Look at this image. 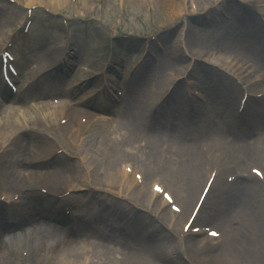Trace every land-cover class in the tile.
Returning <instances> with one entry per match:
<instances>
[{
    "label": "rangeland",
    "instance_id": "rangeland-1",
    "mask_svg": "<svg viewBox=\"0 0 264 264\" xmlns=\"http://www.w3.org/2000/svg\"><path fill=\"white\" fill-rule=\"evenodd\" d=\"M46 1L53 4V0ZM178 1L181 2V0ZM198 1L203 2L197 7L198 11L201 10L197 15L199 17L191 16L190 3L188 0H183L182 3H185V6H182L179 19L178 15L171 16L169 14L173 17L169 20L160 12L159 3L148 4L141 0H66L65 4L54 8H49L41 2V4L37 2L29 4L28 0H0V29L2 30L0 51L6 49L12 41L15 56L23 57L24 53H26V57L29 55L27 61L30 62L28 66L31 69L28 68L31 71V77L38 78L45 69L53 65H62L68 70L65 71V76L63 75L65 79H61L57 83L59 85L53 90L45 91L44 88H47L52 82L51 77L45 74L38 81L37 86L32 83L20 93L10 94L8 92L9 99L0 100V113L5 109L14 111L13 109L23 107L35 99L44 100L47 97L54 99L56 96V101L60 102L59 106L54 107L55 113L61 112L54 122L45 123V121L36 119V113L27 109L23 127L10 131L0 129V155L5 153V146L10 145L11 141H17L29 148L32 147L31 150H35L37 146L41 145L43 150L37 152L49 151L41 154L40 157L49 159L58 157L65 164H58V167L52 166L53 169L41 167L39 173L45 174L49 170H66L73 166L65 173H59L54 180L43 183H37L38 180L34 182L36 200L33 208L39 210L44 208L45 203L53 205L57 201L60 202L57 208L60 211L55 212V215L61 213L70 217L79 209V202L84 200L87 195V193L82 195L81 191H72L77 186L79 177L81 178L85 174L84 181L91 186V181L96 179L95 176L102 174L99 171L106 174L108 170L114 171L115 183L118 184L109 189L104 188L105 191L110 190L108 191L109 198L113 201L116 200L114 201L116 204L126 202L132 206L136 205L137 199L127 189L128 183H131L133 188L136 182L130 176L128 181L126 178H122L125 174L121 168L127 167L131 170V175H139L143 180L142 189L145 190L143 195L150 192L154 184H159L173 197L175 205L182 208V211L188 210L186 215H189L190 211H194L200 195L203 194L210 177L215 173L214 170H218L217 178L215 177V181H212L211 191L204 204L207 203L214 190L221 192L224 188L222 183L227 185L228 177L242 174L246 176L247 180L242 184L248 186L251 179L247 175L253 177L254 170L264 173V125H259V117L263 116L264 118V97L261 99L252 98V100L260 102V106H255L256 104L251 103L246 90V88L253 87L254 83V79L250 75L251 68L254 70L257 67L264 71V13L260 12L258 16L254 14L256 26L249 22L246 29H241L246 31L247 36L259 31L263 37L262 40L258 39V43H255L254 40L249 41L250 43L247 41L245 44L248 48L244 49L243 45L242 53V51L233 48L228 40L223 39L225 30L230 36L233 34L232 27H243L242 17L233 15L226 8L227 6L223 7V3L225 1L231 4L241 3V0ZM258 1L264 6V0ZM228 8L234 9L235 6ZM29 11H31L30 14ZM198 18H202L205 23L197 24L195 19ZM28 22L31 23L29 32L28 27L25 28ZM156 41L163 45V49L156 48ZM189 42L195 46L199 53L207 51L216 54L203 55L201 53V55L193 56L187 51ZM28 44L29 47H25ZM150 50L157 53L158 60L147 54V60L141 63L144 54ZM118 52L122 53L118 56ZM176 54L182 55L186 59L185 62L174 63V60L171 59ZM227 54L229 55L227 63H217L211 60L212 58L219 60L221 55ZM197 57L204 58L197 61L195 60ZM204 59H208L216 65V69L220 72H213L224 78L226 82L221 81L216 74L210 72L208 75L201 70L206 62ZM41 61L45 62V67L40 66ZM238 61H243V64L237 65ZM246 61L249 63L247 64ZM190 64L191 66H189ZM134 65L137 66L136 70H134ZM82 67H86L91 72L83 73ZM100 70L104 71V75L94 77L93 73ZM117 70L120 74L116 72ZM121 71L125 74L131 72L129 80L121 76ZM189 80H193L192 83H189ZM175 81H178V84L171 90ZM41 83H44V88L41 87ZM117 85H123V87L119 88ZM207 86L211 89L210 94L204 91V87ZM234 87L237 88V93L229 95ZM253 88L254 96L257 95V89ZM117 92H120V96H122L119 100L115 98ZM179 93L183 95L182 101H180ZM177 95L178 101H176ZM243 96H248V99L244 111L240 115L238 107ZM139 99L144 103L145 111L137 102ZM182 102L184 105L181 104ZM61 114L70 115L69 126L72 130L67 134L62 130L66 125L59 122ZM78 114L86 116L85 118L89 121L88 125L78 123ZM253 114L258 116L257 120L248 119ZM106 117L113 119L109 121ZM241 118L247 119L242 120ZM2 119L0 117V126ZM128 126L133 128V131L138 135L135 139L129 134ZM114 128H117L116 134L111 135ZM152 135H155L156 138L151 137ZM168 135H173L172 143L165 141L158 143L164 145L163 152L173 156L171 152H176L173 145L178 143L193 144L203 159L199 170L200 182H198L194 196L188 205H184L185 197L180 191L185 187V180L175 175L171 177L169 174L160 176L157 171L160 168V163L155 161L152 164L145 157V153L149 152L148 144L152 140H165ZM103 136H110V138L103 139ZM166 148L168 151H165ZM245 148L250 150V158L244 157ZM4 153L1 155L0 163L6 157V153ZM85 157L92 158L91 161L95 160L97 163H90ZM173 157L185 159V150L181 158ZM20 159L21 157L16 155L11 160L12 166L17 172H20L21 178H17L19 181L29 176L30 173L29 166ZM73 169L76 174L70 176ZM153 169L156 170L152 171ZM3 174L2 167L0 176ZM121 182L123 183L121 184ZM259 183L264 188V184ZM18 184L19 182L15 181L7 182V185H0V212L10 211L21 201L23 203ZM256 190L258 195L264 198V190L258 188ZM137 192L140 193L138 188ZM4 193L15 200L11 208L1 201ZM7 195L3 201L10 202ZM204 195L202 196L204 197ZM65 198L70 199L68 205L65 204L66 206L63 204ZM17 199L19 200L16 202ZM77 205L78 208H76ZM213 206H215L214 202L211 201L207 207L214 209ZM138 210L141 209L138 208ZM165 211L172 213L170 206L167 205ZM232 211L230 209L225 215ZM78 212L81 216L85 214L82 209ZM182 218L183 216H177L178 223L174 228L177 233L175 237L178 246V242H180L178 232L180 227L182 230L184 222ZM150 219L156 225L155 227L157 224L159 225L153 214H150ZM225 219V217L216 216L200 219L197 217L194 225L197 228L208 226L209 229L220 231V224L225 225V222H222ZM8 221L9 218L6 216L5 220L0 213V227ZM100 221L104 226L117 223L110 214H106ZM28 226L18 227L19 232L17 233L20 242L22 240L21 243L25 241L21 231L28 230L25 229ZM118 226L127 228L122 224H118ZM164 231L166 232V230ZM7 234L3 237V241L7 243L17 237L14 231H9ZM262 234H264V228L261 230ZM37 236L40 238L36 244L42 243V249L28 251L18 242L14 256H10L2 264H51L50 247L54 245V241L46 238L44 240L43 235ZM202 241L204 242L200 238V243ZM263 241L257 240L255 249L257 247L258 249L255 256L260 254L261 258L256 260L255 264H264ZM188 242L189 240L186 239L183 241V244L186 245L181 247L183 249L181 256L186 258L189 263L194 264L195 262L189 258L193 256V253H187ZM213 244L216 243L213 242ZM120 246L125 249L134 248L128 243H120ZM135 248L147 259H151L142 245L135 246ZM227 250L231 249L226 248L222 252L230 254ZM214 254L218 259L215 264H223L221 250L219 249ZM226 258H228V264H233L231 256ZM31 259L34 261L29 263Z\"/></svg>",
    "mask_w": 264,
    "mask_h": 264
},
{
    "label": "bare ground",
    "instance_id": "bare-ground-1",
    "mask_svg": "<svg viewBox=\"0 0 264 264\" xmlns=\"http://www.w3.org/2000/svg\"><path fill=\"white\" fill-rule=\"evenodd\" d=\"M141 1L148 4L159 3L160 12L169 20L173 19V17H171L173 14L178 15L179 19L182 6L184 7L182 0L181 2H177V0ZM242 1L243 2L241 3L234 2L232 4L227 1L223 3L224 8L227 6L226 8L230 10L233 15L242 17L243 19V27H232V30L228 29L233 32L230 36L227 35V30H225L226 33L223 39L228 40L233 48L238 49L243 53V50L248 48L245 44L247 41L250 43L249 41L254 40L255 43H258V39L262 40L263 38L259 31H255L253 34L247 36L246 31L241 29H246L249 22L256 26L257 22L255 16H258L260 12L264 13V6L261 5L258 0ZM28 2L29 4L41 2L42 4H45V6L47 3L46 0H28ZM65 2L66 0H53L51 7L62 6ZM191 2L193 5L192 8H195L196 6L199 7L203 3L198 0H192ZM229 6H235V8L230 9L228 8ZM169 14H171V16ZM202 20V18L195 19L197 24H204L205 21ZM235 29L239 31L237 32ZM1 35L2 30L0 29V36ZM243 45L245 46L244 49L242 47ZM187 51L193 56L201 55V53L195 49V46L190 44V42L188 43ZM228 57V54L221 55L219 60L215 58H212L211 60L217 63H227ZM198 58L200 59L196 60H201L204 57ZM171 60H174V63L179 64L185 62L186 59L182 55L176 54ZM204 60L208 63L205 65L206 68H202L201 70L208 75L210 72L214 75H218L216 72H213L216 71L213 69V65L215 64L211 63L208 59ZM44 64L45 62L41 61L40 66L45 67ZM242 64L243 61L237 62V65ZM22 66L23 67L18 66L17 69L21 70L23 75H28L29 72H26L23 63ZM251 76L257 80L260 77V74L254 71L251 73ZM218 78L221 81L226 82L220 75H218ZM262 84H264V80L259 79L257 86L264 92V85ZM204 91L208 94L211 93V89L208 86L204 87ZM237 91V88L234 87L229 95H234ZM225 94H227L226 91ZM179 95L180 101H182L183 95L181 93H179ZM178 100L177 95L176 101ZM137 102L141 105L142 110L145 111L144 103L141 99ZM252 103L254 104V101ZM181 104L184 105L183 102ZM137 106L139 105L137 104ZM67 115L64 119L70 118V115ZM0 117L3 118L0 126L1 130H18L20 129L19 127L24 126L23 123L25 122V119L12 111L3 110L2 113H0ZM42 120L49 122L50 120L55 121V118H43ZM69 123L62 128L63 133L65 132V134L72 130ZM259 125H264V120H262ZM116 129L117 128L113 129L111 135L116 134ZM129 130V134L135 139L138 135L133 131V128L129 127ZM36 136L38 137L37 134ZM151 137L156 138L155 135H152ZM172 137L173 135H168L165 140H152L151 143L148 144L147 148L149 152L145 153V157L147 161H150L152 164H154L155 161L160 163V168L157 169L160 176H166V174H169L171 177H174L175 175L185 180L184 189L179 190L184 194V205H188L194 196L198 182H200L199 170L203 164V159L199 156L197 149L193 144L187 145L184 143H178L173 145L176 152H171L172 155L181 158L185 150V159H176L169 153L163 152L164 145H159L158 143L161 141L172 143ZM108 138H110V136H103V139ZM50 139L52 140L51 137ZM10 143L8 149L5 151L6 157L0 163V166H2L4 170V174L0 176V185H7V182L18 181V189L22 195L23 203L21 201L9 212H0L5 220L6 216L9 218V221L0 227V264L10 258V256H14V253L18 248V245H16L18 242L19 245L22 244L23 247V243H21L22 240L20 242V237H18L17 232H19L18 227H23L24 225H29L28 230L33 229V232H36L32 251H37L43 248L42 243L40 244L39 242L36 244V241L40 238V236L37 235H43L44 240L46 238L47 240L54 241V245L50 248L51 264H192L191 262L189 263L186 258L181 256L183 255V249L181 248L182 244L180 246V242H178V246L176 242L175 236L177 233L174 228L176 227V223H178L176 220L177 216L165 211L166 203L157 195L152 194L151 192H148L146 195L138 193L137 187L132 188L128 183L129 185L127 189L130 190L131 195L137 199L138 203L136 205L133 204L132 206L126 202L124 204H122L123 202H118V204H116L114 202L116 200L113 201V199L109 198L110 193L108 191L110 190L105 191L104 188L107 187L109 189L118 185L115 183L116 177L114 171L110 172L108 170L104 175L95 176L96 179L91 181V186L85 183V174H83L81 178L79 177L76 187L73 188L69 185L73 188L72 191L74 192L81 191L82 195L87 193L86 198L79 202L80 207L78 205L76 206V208L79 207V209H77V211H75L70 217H66V215L61 213L55 215V212L60 211L57 209L60 202L57 201L54 202L53 205L45 203L44 208L39 210L33 208L35 207L36 200V197L34 196L36 194L34 182L38 180L39 182L37 183H43L45 181L54 180L59 173H65L66 170L73 168V166H70V168L66 170H49L45 174L42 172L39 173L41 167L45 166L48 167V169H53L52 166L58 167V164H65L61 162L58 157L50 159L40 157L41 154L49 151L37 152L43 150V146L41 145L37 146L35 150H31L30 148L32 147L29 148V146L20 142L11 141ZM167 148L165 151H168ZM244 152L246 158L251 157V152L248 148H245ZM36 154H38V156H35ZM16 155H19L21 157L20 161H24V163L30 168L29 176L22 178L21 181L17 179L18 177L21 178L19 174L20 172H17L11 164V160ZM85 159L89 160L90 163H97L95 160L91 161L92 158L85 157ZM155 170L156 169H153L152 171ZM75 174L76 171L73 169L70 176H75ZM251 185H254L255 187H249ZM256 188L264 190V188L253 179H251L248 186H244L242 184V179H238L229 188L224 187L221 192L218 191L213 199L211 194L205 204L206 206L200 209V214L198 213L199 219L202 217L206 218L213 216L226 218L225 221H222L225 222V226L222 230L224 245L218 248L221 250L222 257H232L233 264H252V262L255 264V261L261 258L260 254L255 256L258 249V247L255 249V246H257V240L259 242L264 240V234L261 235V230L264 228V198L258 195ZM69 200V198L63 200L64 206L68 205ZM211 200L214 202V209L207 207ZM157 204H159L158 207H156ZM138 208L141 210H138ZM80 209L85 213L84 217H81L77 213ZM230 209L233 211L228 213V215H225ZM187 211H182V220H185V218L187 220L189 219L190 214L186 215ZM106 214L112 215L117 223L112 224L111 226H104L100 220L104 218ZM150 214H153L159 222L157 227L152 223ZM51 221L55 222L53 223ZM118 224L125 225L128 229L123 226H118ZM221 225L223 226L224 224L221 223ZM224 228H227V230L224 231ZM164 230H166V232ZM9 231H14V234L17 237H15L12 242L7 243L3 241V237ZM21 232L24 233V231ZM200 238H203L200 234L188 235L187 240H189V242L186 246L187 253H193V256L189 258L195 262L194 264H215V261L218 259L214 253L219 251V249L209 240L200 243ZM234 241L235 243L233 244ZM120 243L131 244L134 248L122 249ZM117 245L120 246L121 249ZM141 245L147 251V254L151 259H147L137 250V248H135V246L140 247ZM226 248L233 249L234 252L227 250L231 255L222 252L225 251ZM33 261L34 259H31V261L29 260V263Z\"/></svg>",
    "mask_w": 264,
    "mask_h": 264
}]
</instances>
